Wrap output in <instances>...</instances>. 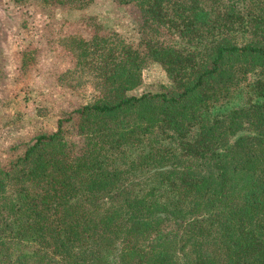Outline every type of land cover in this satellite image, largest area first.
<instances>
[{"label": "trees", "instance_id": "trees-1", "mask_svg": "<svg viewBox=\"0 0 264 264\" xmlns=\"http://www.w3.org/2000/svg\"><path fill=\"white\" fill-rule=\"evenodd\" d=\"M113 2L135 38L59 35L57 83L94 95L0 164V264H264V0ZM153 65L167 83L131 93Z\"/></svg>", "mask_w": 264, "mask_h": 264}, {"label": "rangeland", "instance_id": "rangeland-1", "mask_svg": "<svg viewBox=\"0 0 264 264\" xmlns=\"http://www.w3.org/2000/svg\"><path fill=\"white\" fill-rule=\"evenodd\" d=\"M0 0V164L6 165L21 154L35 135L55 129L58 117L93 97L90 84L75 89L58 84L56 75L70 66L69 57L57 42L67 31L87 32L81 19L98 22L106 29H119L127 39L134 11L119 7L113 0H92L83 10L39 14ZM34 19H30V14ZM29 15V18L26 16ZM90 18V19H89ZM35 56L22 65V54ZM32 51V52H31ZM27 58V56H25ZM167 83L163 70L150 66L143 73L142 84L131 91L156 90ZM240 97V98H239ZM248 94H231L223 106L241 104Z\"/></svg>", "mask_w": 264, "mask_h": 264}]
</instances>
